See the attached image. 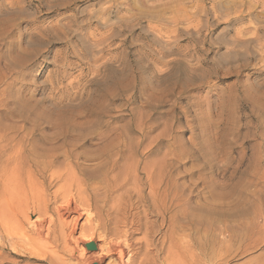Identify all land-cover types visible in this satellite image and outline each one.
Listing matches in <instances>:
<instances>
[{
	"label": "rangeland",
	"instance_id": "1",
	"mask_svg": "<svg viewBox=\"0 0 264 264\" xmlns=\"http://www.w3.org/2000/svg\"><path fill=\"white\" fill-rule=\"evenodd\" d=\"M0 126L45 200L68 173L99 203L128 155L158 162L180 264H264V0H0ZM12 242L1 264H50Z\"/></svg>",
	"mask_w": 264,
	"mask_h": 264
},
{
	"label": "bare ground",
	"instance_id": "2",
	"mask_svg": "<svg viewBox=\"0 0 264 264\" xmlns=\"http://www.w3.org/2000/svg\"><path fill=\"white\" fill-rule=\"evenodd\" d=\"M76 125L77 127L79 126L78 124ZM6 127L11 128L8 126ZM60 127L63 129L65 125L61 124ZM42 130H45V128ZM91 133L93 132L91 131ZM2 134L3 135L0 134V227L3 229L5 234L3 233L4 236L2 235L4 240L2 243L0 242V247H4L6 240H10V245L12 239H14L15 241L12 243L14 245L16 244L15 247H17V244H20L21 249L24 247V249L28 251V253H26L34 256V258L38 257L44 260L46 259V256L49 255L50 258L48 262L50 264H180V257L178 253L179 242H174V246L172 245V248L168 247L165 249L164 247L166 246L164 245L166 243L164 244V242H167L168 235L166 236L160 232V227H163V223L165 222V218L168 214L167 212L169 209L167 206H169V208L172 207L173 195H171V193L174 189L173 186H167V182H165L166 176L163 175L164 172L160 170L162 174L160 175L159 172L156 171L155 168L157 166L155 167L153 164H157L158 162L151 164L149 163L150 161L148 162L147 160V162L151 164L149 165L144 162H139V160L135 161L130 159L128 155V157L124 159L125 163L121 168V172L119 171L121 176H117L118 178H115L116 175L112 176L115 178V180L113 181L112 178L113 183L111 182L110 188L108 190V196H106L108 193L107 192L105 195L106 197L104 196V200L101 198L99 201V203L102 201V204H100L101 206L98 205L99 203L97 200L93 201L90 195L87 194L88 192L82 189L81 186L83 183L81 184L80 181H77V178H75L73 173L72 176H74L76 179L74 180L77 181L74 189H72L71 186L73 183L71 181V184L69 183L71 177L69 176L70 174L67 173L66 176L67 179L69 178L67 181L70 185L67 187L68 184H66L67 182L65 177H62V174L59 173L58 175H60L63 181L65 180L63 183H65L67 186L64 184H62L63 186L57 184L60 186V188L57 189L58 186L56 187L57 190L55 189V192H53V195H51L52 200L50 199V201H48L49 199L45 200L47 197L41 195L40 193L37 194L34 190L36 188L32 187L37 183H35L36 180L34 181L35 176H39L40 178L42 175H45L44 172L46 169H39L36 167L37 165L34 167L32 166L33 168L36 167L37 169L36 174L34 171L35 175L33 176L31 170L27 171L29 168L25 169V167H27V162L25 163V161L23 164L26 166L23 165L25 167L21 169L22 167L20 168L19 166V161L21 160H19L20 158L18 156L17 150H15L17 151V154L14 153L16 156L14 154L6 155V149H10V143H12L15 139L14 138L12 140L11 137H14L15 134L13 133L14 136H10L11 134H4V131ZM43 134L44 133L41 135ZM37 135L40 134L38 133ZM64 135H66V133ZM20 139L22 140V138ZM16 143L18 144V142ZM15 148L16 147H14V149ZM21 149L22 148L20 147V150ZM52 158L50 157V159ZM146 159L144 160L145 162ZM49 161L50 160L47 162L49 165L46 164L48 167L45 166L47 169L54 165L53 162L50 163L51 161ZM55 161H57V159ZM121 161H123V159ZM22 162L23 161H21V163ZM36 163L39 164L38 162ZM59 163L61 164V161ZM110 165L112 166V163ZM114 166L115 165H113V168ZM109 172L107 169L108 174ZM79 173L81 172L79 171ZM113 173L114 171L111 172V174ZM49 176H51L49 179H52L50 184L49 181H47V178H45L47 184H49L50 187L54 182L58 183L59 181H62V179H60V177L58 178V176L55 177V175L51 174ZM41 181L42 180H40V182ZM43 182L45 184L44 180ZM41 183L36 185H38L40 188ZM83 186L86 187L87 185ZM45 187V189H47V186ZM24 190L29 192L26 193ZM88 190L90 191L91 189ZM21 193L22 195H20ZM163 195H165L164 199L162 198ZM22 196L26 197L27 201L32 199L35 202H25L26 207L22 208L21 213L23 212V209L29 211L30 208H32L31 212H37L34 220H31L29 223L27 222L28 225L25 224L26 226L23 224L24 221L21 222L22 218L20 219L19 216L12 217L9 214L11 219H8L6 214H4L5 212H3L4 204L8 206L9 203ZM28 196H30L31 199ZM40 196L45 197L43 198L44 200L40 198ZM39 198L41 199V203ZM30 204L33 206H30ZM50 204H53V207L51 206L50 208ZM16 210L17 209H15V212H17ZM91 210H94L92 211V213L95 214H93L94 216L92 215ZM24 215L26 216V214ZM25 216L23 220H25ZM25 221L28 220L26 219ZM159 221H161V224L158 225L157 222ZM89 244L93 245V249H89L87 247ZM168 244L170 245L172 243L169 242ZM13 247L14 246H12V249ZM19 247L20 246H18V248ZM7 253L9 252L7 251ZM30 255H27V257ZM2 256L3 254L0 256V261L4 259L5 262L9 261L8 259V261H6V256V258ZM18 256H20V254Z\"/></svg>",
	"mask_w": 264,
	"mask_h": 264
},
{
	"label": "water",
	"instance_id": "3",
	"mask_svg": "<svg viewBox=\"0 0 264 264\" xmlns=\"http://www.w3.org/2000/svg\"><path fill=\"white\" fill-rule=\"evenodd\" d=\"M87 247H88L89 249H93V245H92V244H89Z\"/></svg>",
	"mask_w": 264,
	"mask_h": 264
}]
</instances>
